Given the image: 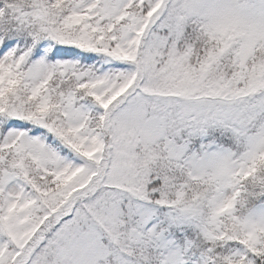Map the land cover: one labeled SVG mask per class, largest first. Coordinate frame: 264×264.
I'll use <instances>...</instances> for the list:
<instances>
[{
    "label": "snow or ice",
    "instance_id": "snow-or-ice-1",
    "mask_svg": "<svg viewBox=\"0 0 264 264\" xmlns=\"http://www.w3.org/2000/svg\"><path fill=\"white\" fill-rule=\"evenodd\" d=\"M0 264H264V0H0Z\"/></svg>",
    "mask_w": 264,
    "mask_h": 264
}]
</instances>
